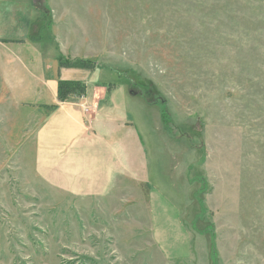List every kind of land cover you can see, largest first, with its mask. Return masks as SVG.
<instances>
[{"label": "rangeland", "instance_id": "374dc122", "mask_svg": "<svg viewBox=\"0 0 264 264\" xmlns=\"http://www.w3.org/2000/svg\"><path fill=\"white\" fill-rule=\"evenodd\" d=\"M27 1L21 45L0 24V264H264V0ZM55 51L137 100L152 225L120 201L95 213L35 170L42 90L5 69L18 52L42 76Z\"/></svg>", "mask_w": 264, "mask_h": 264}, {"label": "crops", "instance_id": "0c3cea01", "mask_svg": "<svg viewBox=\"0 0 264 264\" xmlns=\"http://www.w3.org/2000/svg\"><path fill=\"white\" fill-rule=\"evenodd\" d=\"M31 4L0 0L2 31L19 44L28 39L35 21ZM55 54L51 52L53 59L44 61L42 76L35 75V67L18 65V52L9 55L12 60L5 69L10 84L21 83L30 92L41 88L43 98H50L28 101L34 104L35 115L43 113L33 135L35 170L51 189L75 202L94 203L95 213L98 202L120 201L122 210L134 207L138 218L148 215L152 225L154 187L146 178V148L130 112L138 109L137 100H116L119 89L99 82L96 66L72 60L60 63ZM60 80L80 81L86 86L85 94L79 100L58 101ZM130 197L134 204L130 205Z\"/></svg>", "mask_w": 264, "mask_h": 264}, {"label": "trees", "instance_id": "16d2710c", "mask_svg": "<svg viewBox=\"0 0 264 264\" xmlns=\"http://www.w3.org/2000/svg\"><path fill=\"white\" fill-rule=\"evenodd\" d=\"M7 41V40H5ZM8 41H13V40H8ZM81 62V61H78ZM66 84L70 85V84H75L76 87L78 88L79 92L81 93V95L85 94L86 91V86L85 84L81 83L80 81H62L60 80L58 82V90H57V95H58V99L60 101H63L65 99V97L69 94V92H71V88H67Z\"/></svg>", "mask_w": 264, "mask_h": 264}, {"label": "built area", "instance_id": "2783aa9c", "mask_svg": "<svg viewBox=\"0 0 264 264\" xmlns=\"http://www.w3.org/2000/svg\"><path fill=\"white\" fill-rule=\"evenodd\" d=\"M85 110H87V108H85Z\"/></svg>", "mask_w": 264, "mask_h": 264}]
</instances>
